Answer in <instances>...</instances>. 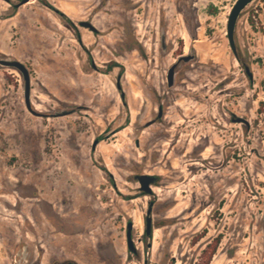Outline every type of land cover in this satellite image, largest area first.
Returning a JSON list of instances; mask_svg holds the SVG:
<instances>
[{
  "label": "rangeland",
  "instance_id": "374dc122",
  "mask_svg": "<svg viewBox=\"0 0 264 264\" xmlns=\"http://www.w3.org/2000/svg\"><path fill=\"white\" fill-rule=\"evenodd\" d=\"M24 1L0 0V57L33 108L75 111L33 114L0 65V264H264V0L238 57L236 0Z\"/></svg>",
  "mask_w": 264,
  "mask_h": 264
},
{
  "label": "water",
  "instance_id": "95a60500",
  "mask_svg": "<svg viewBox=\"0 0 264 264\" xmlns=\"http://www.w3.org/2000/svg\"><path fill=\"white\" fill-rule=\"evenodd\" d=\"M27 1V0H25ZM24 1V2H25ZM255 0H236L230 10L228 20H227V37L228 41L230 44V47L236 57H238V50H237V43L235 39V33H236V27L238 20L241 16V13L243 10ZM89 26L95 30V27L91 25L90 23ZM195 34H193V37ZM161 46L162 49L165 51L167 49V40H166V32L165 29L162 28L161 30ZM193 56L189 54H183L179 56L178 60L172 64V66L169 67L168 72H167V84L169 87H173L176 83V77H177V72H178V65L182 60L189 61ZM0 65L3 67L7 68H13L19 71L22 75L23 78V90H24V98L26 102L27 108L35 115L38 116H44V117H59V116H64L71 114L75 111V108H63L61 110H56L54 112L46 113V112H41L39 110H36L33 108L32 105V84H31V73L28 68V66L22 62L21 60L12 57V56H4L0 57ZM160 114H161V108H160ZM237 121H247L245 118L238 117L236 118ZM96 145V142L94 143V147ZM137 179L140 183V190L143 191L145 194H150L153 192L152 189V184L155 183L156 181V176L151 175V174H138ZM151 206L148 210V215H147V228L146 232L150 234L151 232ZM131 223L129 224V231H128V237H129V242L130 246H132V239L130 235V229H131Z\"/></svg>",
  "mask_w": 264,
  "mask_h": 264
},
{
  "label": "flooded vegetation",
  "instance_id": "af4514ba",
  "mask_svg": "<svg viewBox=\"0 0 264 264\" xmlns=\"http://www.w3.org/2000/svg\"><path fill=\"white\" fill-rule=\"evenodd\" d=\"M186 54V53H185ZM187 54H189V55H192L193 57L189 60V61H191V60H194L195 59V54H193V53H187ZM183 55V54H182ZM184 62H187V61H185V60H182L180 63H179V65H178V67H177V69L179 68V66H181ZM159 116H161V114H159ZM27 257H26V253L24 252L21 256H20V258L18 259V261H17V264H23V262H24V260L26 259ZM67 264H72L71 262H68Z\"/></svg>",
  "mask_w": 264,
  "mask_h": 264
}]
</instances>
